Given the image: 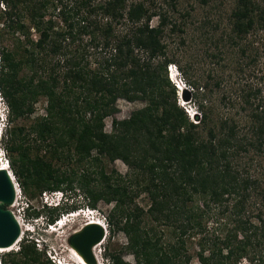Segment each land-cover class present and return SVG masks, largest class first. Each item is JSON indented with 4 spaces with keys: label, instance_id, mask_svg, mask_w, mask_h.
<instances>
[{
    "label": "trees",
    "instance_id": "1",
    "mask_svg": "<svg viewBox=\"0 0 264 264\" xmlns=\"http://www.w3.org/2000/svg\"><path fill=\"white\" fill-rule=\"evenodd\" d=\"M177 4L169 1L171 11ZM152 5L0 0V95L9 110L1 146L11 172L28 199L72 192L76 182L87 207L110 205L106 223L125 234L132 264H190L195 257L200 264H264L262 88L244 83L234 96L223 93L225 113L215 116L205 96L224 78L210 68L206 79H192V64L179 65L189 76L190 102L195 97L190 119L168 78L172 59L163 39L168 28L185 29ZM228 20V31L211 38L205 52L220 67L234 62L240 75L264 53V0H235ZM41 97L45 113L21 122ZM120 98L143 105L128 118L112 117L107 132L104 120ZM117 159L126 173L111 167ZM140 194L146 207L137 203ZM78 206L45 204L44 220L53 223ZM45 250L33 236L21 238L0 261L55 264ZM107 255L109 264H131Z\"/></svg>",
    "mask_w": 264,
    "mask_h": 264
},
{
    "label": "rangeland",
    "instance_id": "2",
    "mask_svg": "<svg viewBox=\"0 0 264 264\" xmlns=\"http://www.w3.org/2000/svg\"><path fill=\"white\" fill-rule=\"evenodd\" d=\"M129 1H139V0H129ZM146 4H150L154 7H159L162 10H169V13H172L175 18H177V22L181 24V26L185 29L184 32L181 31H171L169 28L166 30L163 39L167 45V55L172 59L170 65L171 75H169V70L167 67V75L171 83L175 86V88H179L178 86H182V89L179 88L178 95V103L183 105L185 110H187V114L190 119H192V114L197 111L196 106L193 104L194 99L190 102L192 98V88L189 86V76L193 79L195 77L200 78L201 80L206 79V74L208 69L214 68L213 73H216L217 78H224L223 87L213 88V90L205 96L207 102L213 106L215 111V116L220 114H224L225 110L222 106V94L226 95H235L233 94L234 90H236L240 85L244 83H252L254 86H258L262 88L261 95L264 98V53H261L258 60L255 64L249 65L245 68V72L238 75L234 73L233 68L235 66L234 62L229 61V59H225L223 64L225 66L220 67L218 64H213L210 57L206 56L205 48L209 45L211 38H217L219 35L225 31H228V15L230 13V9L233 6L235 0H208L207 3H203L202 0H178V4L176 5L179 9L178 12H173L170 9L169 1L170 0H143ZM70 6V5H69ZM187 11L189 14H187ZM182 13V14H180ZM210 19L211 23L208 24L204 28H200L199 23L202 21ZM158 18L153 16L150 24L156 25ZM218 23V26L215 24ZM255 46H258L255 44ZM186 63H191L192 68H190V72L188 75L185 74L180 68L179 65L184 68ZM233 63V64H232ZM168 65V66H169ZM186 82L187 85V93L189 95L188 100L183 99V95L185 94V87L182 84ZM176 85H178L176 87ZM185 90V91H184ZM232 96V97H233ZM0 104L2 108H4V116L8 119V107L0 95ZM143 105L140 101H127L125 99H119L117 101V112L114 116H108L104 120V129L107 132L112 131V117H115L118 120L128 118L131 111L136 108H139ZM45 101L43 98H39L37 102L34 104V112L27 119L22 120L21 122L26 123L28 125L38 116L43 115L45 113ZM235 109L230 110V113L234 115L236 118L241 119V115H237L235 113ZM5 122H1L0 126H2L3 134L5 132ZM2 134V137H3ZM1 137V138H2ZM3 139H0V157L5 162L6 155L3 151V146H1ZM264 165V156L261 161ZM66 162L61 161L62 168L66 167ZM111 167H114L119 173L124 174L128 171V167L123 163V161L117 159L111 164ZM264 169V167H263ZM80 171V170H79ZM81 172V171H80ZM72 192H65L67 194L68 201L66 205H79L77 209L74 211L85 210L87 206L85 205L86 199L83 195V190L78 187L76 182L73 184ZM61 191V190H60ZM53 191H43L39 195L34 198L28 199V197L23 193L20 188V192L15 199V205L11 207L15 215L21 219L23 222L24 229L21 232V238H27L33 235V232L30 229H33L36 225L35 223H40L39 221H43L42 226L45 231L42 232L41 236H39V240H35L39 249H46L47 246L44 245L43 241L47 242L49 248H54L56 252H54L60 260H63L65 264H80L79 260L73 255L71 247L67 243L68 236L73 233V230L77 229L79 226L85 224L87 219L93 217L96 219H100L106 225V234L103 240L99 242L100 244L97 248L98 252V264H108L109 259L107 253H119L121 257L129 262L134 263V256L125 250V245L127 243V238L125 234L121 231L110 229L108 224L106 223L104 215L108 211L110 205H107L103 202H99L95 209H92V215H88L86 210L80 212L79 215H68L64 214L65 225L59 229L57 225L51 227L52 229L47 228L45 224V215L46 208H42L44 201L46 199L47 202H55L57 201L58 195L53 196L51 194ZM64 192V191H63ZM45 195L47 198L44 199ZM137 203L139 205L146 207L147 198L144 194H140L136 198ZM29 207L27 209V205ZM41 210L37 216L38 210ZM55 229V231L53 230ZM20 238V239H21ZM192 247L190 251H194L197 246L195 241L191 242ZM19 247V242L13 249H17ZM262 249V248H261ZM51 249L48 251L45 250V254L48 257V254ZM53 253V252H52ZM2 254V253H0ZM49 258V257H48ZM58 259V260H59ZM190 264H200L197 258H193Z\"/></svg>",
    "mask_w": 264,
    "mask_h": 264
},
{
    "label": "water",
    "instance_id": "3",
    "mask_svg": "<svg viewBox=\"0 0 264 264\" xmlns=\"http://www.w3.org/2000/svg\"><path fill=\"white\" fill-rule=\"evenodd\" d=\"M186 90V91H185ZM184 100L189 99L187 89ZM4 163H8L5 160ZM16 180L9 167L0 168V248L11 247L21 238V227L11 207L16 199ZM106 231L99 223H85L67 238L73 248L87 264H97L93 248L105 237Z\"/></svg>",
    "mask_w": 264,
    "mask_h": 264
},
{
    "label": "clouds",
    "instance_id": "4",
    "mask_svg": "<svg viewBox=\"0 0 264 264\" xmlns=\"http://www.w3.org/2000/svg\"><path fill=\"white\" fill-rule=\"evenodd\" d=\"M168 70H169V75H171V69H170V65L168 66ZM176 87H177V85H176ZM179 89V88H178ZM5 114H4V108H2V106H1V104H0V123L2 122H5V125H3V127H6V123H7V118H6V116H4ZM2 126H0V139H2L1 137H2V134H3V131H2ZM5 160H7L6 158H4ZM51 194L53 195V196H56V195H58V198H57V201H55V202H52V203H50V202H47L46 201V199H45V197H44V199H45V201H44V204H46V205H48V206H60V205H62V204H64V203H66L67 201H68V198H67V194L65 193V192H63V191H53V192H51ZM90 209V210H89ZM86 212L88 213V215H92V212H93V210L91 209V208H89V207H87L86 209ZM85 210H79V211H73V212H70L68 215H71V214H74V213H76L77 215H79L80 214V212H84ZM67 214V213H66ZM91 218H93V217H91ZM88 220V219H87ZM40 223H35L36 225L34 226V228L33 229H30V231L31 232H33V235H35L34 236V238H35V240H39L38 238H39V236H41V234H42V232L43 231H45L44 230V228L42 227V226H44L43 225V221H39ZM103 222V221H102ZM104 223V222H103ZM45 224H46V226H47V228H49V229H52L51 227H53V226H55V225H57L59 228L60 227H62V226H64L65 225V220H64V214H61L60 215V217L57 219V220H55L53 223H46L45 222ZM106 226V225H105ZM54 231H55V229H53ZM43 243H44V245L45 246H47L48 248H46V251H48V249H51V251L49 252V253H47L48 254V257L50 258V254L52 253V254H54L55 255V257L57 258V259H59L58 257H57V255L54 253V252H56L55 250H54V248H49V246L47 245V242H45V241H43ZM51 259V258H50ZM52 260V259H51ZM55 264H65L64 262H63V260H60L59 259V261L60 262H58V261H56V260H52ZM109 264V263H108Z\"/></svg>",
    "mask_w": 264,
    "mask_h": 264
},
{
    "label": "bare ground",
    "instance_id": "5",
    "mask_svg": "<svg viewBox=\"0 0 264 264\" xmlns=\"http://www.w3.org/2000/svg\"><path fill=\"white\" fill-rule=\"evenodd\" d=\"M172 74V73H171ZM1 167H8V163L6 164V163H4L3 162V160L1 159V157H0V168ZM17 195H18V189H16V197H17ZM14 205H15V202H14ZM90 210V209H89ZM15 214V213H14ZM74 215H77V214H74ZM16 216V215H15ZM17 217V216H16ZM17 219H18V221H19V224H20V227H21V231H23V229H24V225H23V222H21V219H19L18 217H17ZM86 223H99V224H101V225H103V227L105 228V231H106V226H105V223H103L100 219L98 220V219H96V218H89L88 220H87V222ZM84 225V224H83ZM83 225H81V226H83ZM81 226H79L77 229H75V230H73V232H76V231H78V229L81 227ZM60 228H62V227H60ZM59 228V229H60ZM22 235V234H21ZM19 240H20V238L11 246V247H8V248H0V253H4V252H6V251H9V250H12L16 245H17V243L19 242ZM100 244H96L95 246H94V248H93V252H94V255H95V257H96V259H97V264H98V246H99ZM72 249V253H73V255L79 260V262H80V264H87L83 259H82V257L73 249V248H71ZM0 264H2L1 263V261H0Z\"/></svg>",
    "mask_w": 264,
    "mask_h": 264
},
{
    "label": "built area",
    "instance_id": "6",
    "mask_svg": "<svg viewBox=\"0 0 264 264\" xmlns=\"http://www.w3.org/2000/svg\"><path fill=\"white\" fill-rule=\"evenodd\" d=\"M182 84H183V86L187 89V85H186V83L182 81ZM177 86H178V85H177ZM178 87H179L180 89H182V86L179 85ZM178 90H179V89H178ZM14 179H15V177H14ZM15 180H16V179H15ZM16 187H17V189H18V194H19V192H20V187H19L17 181H16ZM45 198H47V195H45ZM49 256H50V258H51L52 260H56V261L60 262V261L55 257L54 254L51 253Z\"/></svg>",
    "mask_w": 264,
    "mask_h": 264
}]
</instances>
